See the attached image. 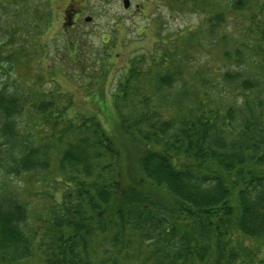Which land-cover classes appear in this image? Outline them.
<instances>
[{
	"label": "trees",
	"instance_id": "trees-1",
	"mask_svg": "<svg viewBox=\"0 0 264 264\" xmlns=\"http://www.w3.org/2000/svg\"><path fill=\"white\" fill-rule=\"evenodd\" d=\"M8 1L17 46L48 0ZM194 8L112 93L130 159L67 93L18 87L23 46L0 44V264H264V0Z\"/></svg>",
	"mask_w": 264,
	"mask_h": 264
},
{
	"label": "rangeland",
	"instance_id": "rangeland-1",
	"mask_svg": "<svg viewBox=\"0 0 264 264\" xmlns=\"http://www.w3.org/2000/svg\"><path fill=\"white\" fill-rule=\"evenodd\" d=\"M6 2L0 0V6ZM222 2L226 0H196L194 4L192 0H129V7L124 9L122 0H48L45 11L41 9L44 19H38L37 34L26 42L19 36L21 43L17 46L9 42L7 20L12 21L6 9H0V44L9 45L11 52L23 46L25 56H16L20 61L14 71L21 77L18 87L32 89L30 80L39 93H67L72 99L69 114L96 116L109 133L121 140V156L130 159L137 153V146L115 131L112 95L130 59L151 50L160 40L168 42L194 31L202 18L195 5L220 6ZM44 3L47 1L35 0L33 4L42 8ZM86 17L91 18L89 22ZM71 39L72 46L65 43ZM8 68L1 57L0 87L8 77L11 84L13 76ZM20 180L27 182V190L34 189L33 175H22Z\"/></svg>",
	"mask_w": 264,
	"mask_h": 264
},
{
	"label": "water",
	"instance_id": "water-1",
	"mask_svg": "<svg viewBox=\"0 0 264 264\" xmlns=\"http://www.w3.org/2000/svg\"><path fill=\"white\" fill-rule=\"evenodd\" d=\"M122 6L124 9H127L129 7V0H122ZM90 17H86L85 21L89 22L90 21Z\"/></svg>",
	"mask_w": 264,
	"mask_h": 264
},
{
	"label": "flooded vegetation",
	"instance_id": "flooded-vegetation-1",
	"mask_svg": "<svg viewBox=\"0 0 264 264\" xmlns=\"http://www.w3.org/2000/svg\"><path fill=\"white\" fill-rule=\"evenodd\" d=\"M73 15L78 17V14L77 13H74Z\"/></svg>",
	"mask_w": 264,
	"mask_h": 264
}]
</instances>
